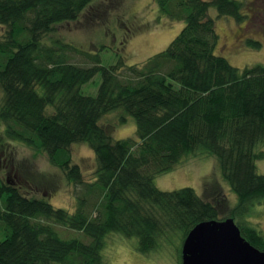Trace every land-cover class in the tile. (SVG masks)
I'll return each mask as SVG.
<instances>
[{"label": "trees", "instance_id": "obj_1", "mask_svg": "<svg viewBox=\"0 0 264 264\" xmlns=\"http://www.w3.org/2000/svg\"><path fill=\"white\" fill-rule=\"evenodd\" d=\"M92 1L0 0V25L7 28L0 41V139L44 152L71 184L83 187L69 211L0 179V264H104L111 234L135 238L140 254L173 247L181 261L192 228L229 217L264 251V236L240 220L254 204L264 205V175L255 170L264 156L258 151L264 149V65L239 70L215 54L218 35L208 15L212 6L219 16L241 21L245 0H155L168 21L184 27L142 65L107 68L98 57L91 66L73 63L70 53L82 52L41 38L77 21ZM99 72L96 96L82 95L81 86ZM118 110L119 123L134 119L137 141H115L100 124ZM74 144L94 155L92 182L82 181L72 163ZM201 151L216 158L236 206L218 184L215 193L207 185L201 196L191 188L155 187L156 176Z\"/></svg>", "mask_w": 264, "mask_h": 264}, {"label": "rangeland", "instance_id": "obj_2", "mask_svg": "<svg viewBox=\"0 0 264 264\" xmlns=\"http://www.w3.org/2000/svg\"><path fill=\"white\" fill-rule=\"evenodd\" d=\"M243 2L246 4V16L241 21L219 16L212 6L208 10L218 35L215 54L239 70L264 65V0ZM91 6L93 8L84 11L77 21L56 25L50 33L41 37L45 44L60 40L82 52V55L70 53L72 62L81 66L93 65L95 57H98L101 67L140 66L166 49L184 27L182 21H168L159 12L155 0H93ZM95 8L100 11L95 13ZM6 30L0 25V41L4 39ZM249 41L259 43V47L251 48ZM100 83L99 72L81 86V94L96 96ZM2 97L0 90V102ZM121 115L120 110L111 112L102 117L100 124L109 128L115 141H137L134 119L127 117L121 124ZM2 128L0 123V136ZM0 142L1 180H9V184L25 196L45 198L52 206L69 211L74 209L76 197L83 194L82 186L71 184L60 169L50 164L44 152L19 142L2 139ZM259 149L264 153L263 148ZM70 152L72 163L78 165L82 172V181L92 182L95 170L92 151L85 144H74ZM255 170L257 174L264 175V156L255 162ZM153 183L161 191L191 188L198 196L202 195L207 185H211L209 193H215L218 184L230 206L237 204L236 196L221 176L216 158L204 151L185 157L173 170L156 176ZM240 220L264 236V205L254 204ZM3 238L0 231V242ZM136 243L135 238L109 235L103 251L104 264H181L173 247L162 246L158 251L140 254L136 251Z\"/></svg>", "mask_w": 264, "mask_h": 264}, {"label": "water", "instance_id": "obj_3", "mask_svg": "<svg viewBox=\"0 0 264 264\" xmlns=\"http://www.w3.org/2000/svg\"><path fill=\"white\" fill-rule=\"evenodd\" d=\"M181 264H264V251L242 237L232 218L209 220L187 234Z\"/></svg>", "mask_w": 264, "mask_h": 264}]
</instances>
